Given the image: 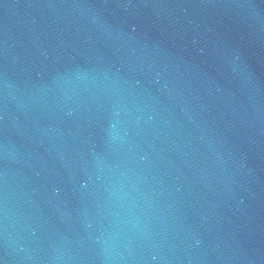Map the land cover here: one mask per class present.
Listing matches in <instances>:
<instances>
[{
    "label": "water",
    "instance_id": "water-1",
    "mask_svg": "<svg viewBox=\"0 0 264 264\" xmlns=\"http://www.w3.org/2000/svg\"><path fill=\"white\" fill-rule=\"evenodd\" d=\"M0 264H264V0H0Z\"/></svg>",
    "mask_w": 264,
    "mask_h": 264
}]
</instances>
